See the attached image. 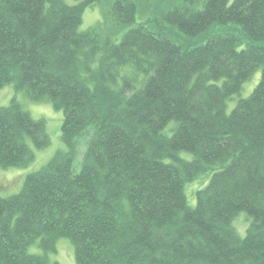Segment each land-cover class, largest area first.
I'll use <instances>...</instances> for the list:
<instances>
[{"label": "trees", "instance_id": "16d2710c", "mask_svg": "<svg viewBox=\"0 0 264 264\" xmlns=\"http://www.w3.org/2000/svg\"><path fill=\"white\" fill-rule=\"evenodd\" d=\"M74 1L0 0V87L62 110L68 148L0 198V264H58L28 248L62 238L78 264H264V0ZM93 6L103 21L81 32ZM29 140L49 147L45 121L13 99L0 168L32 163ZM204 174L190 208L185 186Z\"/></svg>", "mask_w": 264, "mask_h": 264}, {"label": "rangeland", "instance_id": "374dc122", "mask_svg": "<svg viewBox=\"0 0 264 264\" xmlns=\"http://www.w3.org/2000/svg\"><path fill=\"white\" fill-rule=\"evenodd\" d=\"M148 1L150 5L153 4L151 0ZM66 2L69 4L76 3L74 0H66ZM112 2V0H101V4L104 7H107ZM102 21L103 13L101 9L97 6L88 7L83 13L82 24L79 30L83 32L91 27L99 25ZM261 77L262 72L258 70L254 73L252 78L243 85L240 93L228 100L226 107V113L228 115L232 113L240 100L248 99L251 96L259 85ZM13 99H16L22 109L28 112L33 119L45 121L46 131L50 137V145L45 149H37L33 142L29 140V145L35 154V160L32 163L23 168H0V198H8L18 194L22 190L25 178L28 174L38 172L46 167L58 153L68 152V148L62 140V126L64 123V113L62 110H57L49 100L41 102L31 101L24 92L16 91L13 85L0 87V107H8ZM175 128L176 123L171 122L166 127L163 134L165 136H171ZM84 151L85 147L81 145L80 155L75 162V170L77 172L81 168ZM179 157L187 161H192L194 158L189 152H180ZM166 162H170V160H166ZM210 178L211 174H204L185 186L187 202L190 208L196 207V193L209 183ZM250 224L251 220L248 215L246 213H240L233 220L232 226L240 238H245ZM28 253L41 256L47 255L51 263L78 264L74 245L66 238L57 241L56 251L48 252L40 247V239H37L29 246Z\"/></svg>", "mask_w": 264, "mask_h": 264}]
</instances>
